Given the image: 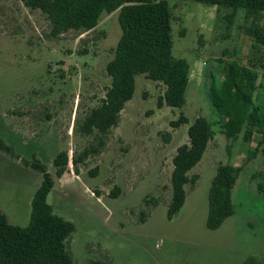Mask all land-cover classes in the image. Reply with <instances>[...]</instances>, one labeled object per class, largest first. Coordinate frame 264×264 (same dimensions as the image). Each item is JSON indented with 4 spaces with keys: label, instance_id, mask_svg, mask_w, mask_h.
Returning <instances> with one entry per match:
<instances>
[{
    "label": "rangeland",
    "instance_id": "374dc122",
    "mask_svg": "<svg viewBox=\"0 0 264 264\" xmlns=\"http://www.w3.org/2000/svg\"><path fill=\"white\" fill-rule=\"evenodd\" d=\"M169 4L173 55L189 64L186 103L160 105L165 85L138 74L134 95L105 145L76 170L72 158L98 146L97 131L86 134L80 126L111 85L106 65L122 33L119 11L103 12L93 30L53 36L40 9L0 0V136L15 155L0 150V211L12 224L29 223L43 175L23 160L39 158L55 180L48 202L75 225L66 240L73 264H242L250 255L264 263L263 133L227 138L225 119L210 97L212 84L222 86L228 63L238 61L258 72L255 105L264 113V45L247 33L253 19L242 9L229 19V7L196 0ZM256 24L264 27V12ZM182 113L189 122L173 126ZM199 115L209 120L214 136L189 171L199 177L185 186L184 206L169 219L173 157L189 142ZM63 150L70 162L57 177L52 161ZM225 163L238 170L234 214L209 229V189Z\"/></svg>",
    "mask_w": 264,
    "mask_h": 264
},
{
    "label": "trees",
    "instance_id": "16d2710c",
    "mask_svg": "<svg viewBox=\"0 0 264 264\" xmlns=\"http://www.w3.org/2000/svg\"><path fill=\"white\" fill-rule=\"evenodd\" d=\"M32 9H40L50 21L51 34L58 36L69 30L89 31L99 24L103 12L119 11L122 29L114 49L113 58L107 63L106 71L111 77L101 104L93 107L85 116L80 130L86 134L97 131V148L85 149L81 156L72 158L77 164L89 154L98 152L105 139L120 119L126 103L132 99L136 88V76L146 74L154 81L165 85L160 105L183 107L189 82V64L185 59L173 55L172 10L169 0H23ZM232 8L228 18L239 9L253 22L247 33L258 44L264 45V27L256 24L257 17L264 12V0H196ZM259 74L252 67L238 61L226 66L221 87L212 84L210 97L219 115L225 119L223 131L227 138L243 133L249 140L255 132L263 133L264 113L255 105ZM189 122L181 114L173 126ZM189 142L180 145L173 157L171 175L172 196L167 216L172 219L184 206L187 191L185 186L195 184L198 175L189 171L202 159L214 131L209 120L199 115L189 127ZM0 150L13 156L14 151L0 136ZM24 163L43 175L32 199L30 221L26 226L10 223L7 215L0 211V264H73L66 249V240L74 232L75 225L56 214L48 202L54 187V177L47 166L37 157L23 160ZM55 175L61 177L69 166V153L60 151L53 159ZM238 178V170L230 163L220 164L209 189V209L206 225L209 229L219 228L226 218L234 214L232 192ZM157 205L156 198H151ZM148 201L147 199L145 200ZM146 212H143V214ZM88 264H108L105 260H92ZM242 264H264L250 255Z\"/></svg>",
    "mask_w": 264,
    "mask_h": 264
}]
</instances>
